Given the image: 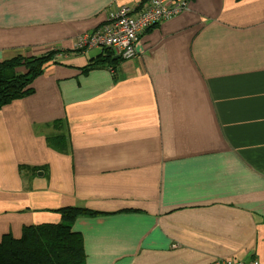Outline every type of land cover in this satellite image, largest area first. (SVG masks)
<instances>
[{"label":"crops","instance_id":"0c3cea01","mask_svg":"<svg viewBox=\"0 0 264 264\" xmlns=\"http://www.w3.org/2000/svg\"><path fill=\"white\" fill-rule=\"evenodd\" d=\"M146 1L0 0V62L63 51L0 108V238L74 206L101 213L72 225L85 264H264V0H188L131 58L72 49Z\"/></svg>","mask_w":264,"mask_h":264},{"label":"trees","instance_id":"16d2710c","mask_svg":"<svg viewBox=\"0 0 264 264\" xmlns=\"http://www.w3.org/2000/svg\"><path fill=\"white\" fill-rule=\"evenodd\" d=\"M112 49L104 48L99 54L112 60ZM63 53L57 49L35 57H16L0 62V108L33 92L30 84L50 63H57L55 54ZM96 60V59H95ZM59 63V62H58ZM24 66L25 72L17 71ZM47 136L52 147L63 149L64 134L59 131ZM60 142V143H59ZM60 220L56 223H42L23 226L19 237L5 233L0 238V264H85L83 236L73 231L74 220L79 216H97L100 212L63 206L56 210Z\"/></svg>","mask_w":264,"mask_h":264},{"label":"built area","instance_id":"2783aa9c","mask_svg":"<svg viewBox=\"0 0 264 264\" xmlns=\"http://www.w3.org/2000/svg\"><path fill=\"white\" fill-rule=\"evenodd\" d=\"M188 0H147L139 9L119 6L107 13L105 22L75 37L74 51L111 48L121 58L135 55L142 31L187 8ZM216 264H258L257 260L217 259Z\"/></svg>","mask_w":264,"mask_h":264},{"label":"rangeland","instance_id":"374dc122","mask_svg":"<svg viewBox=\"0 0 264 264\" xmlns=\"http://www.w3.org/2000/svg\"><path fill=\"white\" fill-rule=\"evenodd\" d=\"M57 56H58V53H57V54H55V56H54V59H55Z\"/></svg>","mask_w":264,"mask_h":264}]
</instances>
